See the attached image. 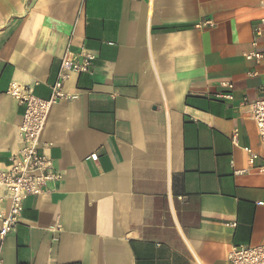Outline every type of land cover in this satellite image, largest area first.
<instances>
[{
  "label": "crops",
  "instance_id": "crops-1",
  "mask_svg": "<svg viewBox=\"0 0 264 264\" xmlns=\"http://www.w3.org/2000/svg\"><path fill=\"white\" fill-rule=\"evenodd\" d=\"M263 15L260 0H0V169L21 146L9 90L49 98L66 52L94 55L49 110L39 152L59 177L24 199L3 264H230L263 244L261 159L243 150L262 154L264 66L245 55L264 50Z\"/></svg>",
  "mask_w": 264,
  "mask_h": 264
},
{
  "label": "built area",
  "instance_id": "built-area-1",
  "mask_svg": "<svg viewBox=\"0 0 264 264\" xmlns=\"http://www.w3.org/2000/svg\"><path fill=\"white\" fill-rule=\"evenodd\" d=\"M264 10V0H260ZM202 25L210 26L211 21L206 20ZM253 44L256 38L264 34V15L253 28ZM247 59H253L257 64L264 66V50L254 51L245 55ZM94 55L89 52L73 54L66 52L61 59L60 71L56 81L51 86L49 98H40L32 93L30 86L19 90L12 87L10 93L21 101L25 108L20 124L17 126L21 138V146L11 163L5 169H0V186L5 191L9 200L7 208L0 211V238L10 233L22 213L23 201L30 195L41 194L49 182L56 180L59 174L53 169L49 157L39 152L40 138L46 123L51 106L59 99H68L71 96L62 91L63 81L68 77L69 71L88 72ZM264 77V70L261 73ZM230 87V85H228ZM263 96L250 103L252 119L255 123L257 134L262 144V154L259 156L249 147H244L246 163L252 165L254 159L260 157L261 162L258 171L264 177V87ZM220 96L231 97L229 93ZM237 130L232 134V141L236 143ZM97 154L90 155V159L96 160ZM246 169L234 170L235 175H242ZM257 204H262L258 202ZM230 264H264V243L256 246H232L229 251ZM0 264H3L0 258Z\"/></svg>",
  "mask_w": 264,
  "mask_h": 264
}]
</instances>
